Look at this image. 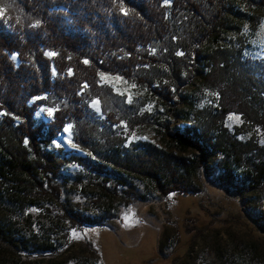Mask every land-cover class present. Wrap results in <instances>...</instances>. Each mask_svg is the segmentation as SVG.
Segmentation results:
<instances>
[{
	"label": "rangeland",
	"instance_id": "obj_1",
	"mask_svg": "<svg viewBox=\"0 0 264 264\" xmlns=\"http://www.w3.org/2000/svg\"><path fill=\"white\" fill-rule=\"evenodd\" d=\"M0 10V18L22 12L16 0H0ZM218 11L206 39L194 45L192 35L181 32L173 45L148 50L153 57L161 52L160 65L147 64L132 78L99 74L95 92L110 89L133 106L121 124L108 119L97 96L91 107L101 119L98 129L68 124L37 154L29 149L36 168L22 178L24 186L0 184V226L11 230L9 239L0 235V264H264V175L246 174L264 165V151L248 153L228 170L216 150L195 175L168 185L112 157L113 147L137 142L177 154L171 133L203 121L212 139L226 130L232 140L254 139L264 150L263 124H247L237 112L220 117L222 92L241 72L222 73L221 55L231 64L249 58L256 89H264V5L219 0ZM168 54L175 64L164 62ZM38 107L37 122L57 109L44 97ZM90 138L111 145L99 153ZM192 154L203 156L184 152ZM174 183L178 191L169 192Z\"/></svg>",
	"mask_w": 264,
	"mask_h": 264
},
{
	"label": "trees",
	"instance_id": "obj_2",
	"mask_svg": "<svg viewBox=\"0 0 264 264\" xmlns=\"http://www.w3.org/2000/svg\"><path fill=\"white\" fill-rule=\"evenodd\" d=\"M16 1L22 12L0 18V184L17 181L20 187L24 186L22 178L36 168L29 149L37 154L68 124L98 129L101 119L91 107L97 96L108 119L118 125L123 122L125 109L133 106L110 89L95 92L101 90L96 83L100 73L135 77L147 64L162 62L161 52L153 57L148 50L173 45L181 32H189L195 45L212 34L209 27L221 15L219 0ZM259 2L264 5V0ZM165 56L164 62L175 64L171 54ZM220 58L226 63L222 73L237 68L241 71L226 85L228 92H222L224 109L220 117L237 112L247 124L264 127V89H256L249 58L236 57L232 64L228 54ZM254 69L256 73L258 66ZM43 97L57 109L50 120L37 122L35 113ZM209 127L203 121L174 130L171 134L177 154L137 142L124 150L113 147L112 157L127 170H139L157 181L166 179L168 185L177 176L184 182L195 175L207 155L216 150L222 152L223 167L228 170L233 163L243 164L248 153L264 151L254 139L246 143L232 140L226 130L219 132V139H212ZM89 145L104 153L111 143L90 138ZM194 149L203 156H184ZM254 169L247 168L246 174L252 172L258 178L264 175V165L257 164ZM163 185L158 186L163 189ZM178 187L174 183L168 190L176 192ZM10 232V228L0 226L2 238L9 239Z\"/></svg>",
	"mask_w": 264,
	"mask_h": 264
},
{
	"label": "snow or ice",
	"instance_id": "obj_3",
	"mask_svg": "<svg viewBox=\"0 0 264 264\" xmlns=\"http://www.w3.org/2000/svg\"><path fill=\"white\" fill-rule=\"evenodd\" d=\"M0 15H3V12H2V10H0Z\"/></svg>",
	"mask_w": 264,
	"mask_h": 264
}]
</instances>
